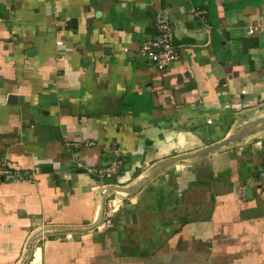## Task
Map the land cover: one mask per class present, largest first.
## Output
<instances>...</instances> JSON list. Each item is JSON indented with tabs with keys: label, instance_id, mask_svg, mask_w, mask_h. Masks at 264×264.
I'll use <instances>...</instances> for the list:
<instances>
[{
	"label": "crops",
	"instance_id": "crops-1",
	"mask_svg": "<svg viewBox=\"0 0 264 264\" xmlns=\"http://www.w3.org/2000/svg\"><path fill=\"white\" fill-rule=\"evenodd\" d=\"M261 118L264 0H0V264H264Z\"/></svg>",
	"mask_w": 264,
	"mask_h": 264
},
{
	"label": "built area",
	"instance_id": "built-area-1",
	"mask_svg": "<svg viewBox=\"0 0 264 264\" xmlns=\"http://www.w3.org/2000/svg\"><path fill=\"white\" fill-rule=\"evenodd\" d=\"M198 14H202L199 12ZM156 33L152 40L146 42L140 49V53L156 69L164 70L178 59V53L172 44L173 28L169 18L163 13H157L155 16ZM256 27L249 28L248 35L256 31ZM61 46L62 43L58 42ZM91 145V144H89ZM121 159H114L107 166L93 167L88 170L91 175L100 179H111L117 175L122 168ZM260 178H264V171L259 173ZM24 177L10 170L6 164H0V183L2 182H22Z\"/></svg>",
	"mask_w": 264,
	"mask_h": 264
},
{
	"label": "water",
	"instance_id": "water-1",
	"mask_svg": "<svg viewBox=\"0 0 264 264\" xmlns=\"http://www.w3.org/2000/svg\"><path fill=\"white\" fill-rule=\"evenodd\" d=\"M71 23H74L75 24V20L73 19L71 21ZM262 121H264V118H261V119H258L257 121H254L255 123H253L251 125H256L258 123H262ZM226 143H228V141H223L220 144H217L215 146L209 147V148L205 149L204 151H201L200 154L209 152V151H211L213 149H216L217 147H221V146L225 145ZM200 154H198V155H200ZM245 167H247V165ZM245 167H243V168L240 169V172H239V174H240V181H245L246 178H247V176H246V168ZM258 175H259V169H258V167H255L253 177L254 178H257ZM245 191H246L247 196L251 195V189H250L249 186L245 187Z\"/></svg>",
	"mask_w": 264,
	"mask_h": 264
}]
</instances>
